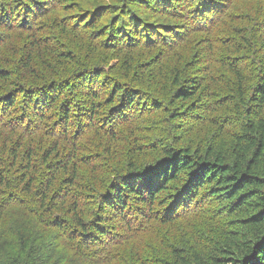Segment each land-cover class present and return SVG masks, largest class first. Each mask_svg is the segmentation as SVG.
<instances>
[{
	"label": "rangeland",
	"instance_id": "rangeland-1",
	"mask_svg": "<svg viewBox=\"0 0 264 264\" xmlns=\"http://www.w3.org/2000/svg\"><path fill=\"white\" fill-rule=\"evenodd\" d=\"M3 1L10 2L14 8L17 30L12 36L18 34L7 41V44L4 35H0V101L4 99L10 103L1 104V111L6 116L7 125L11 126H14L17 120L23 121V114L34 125L38 124V129L42 128L41 121L44 119V128L62 115L59 111L66 103L71 102V107H75L72 102L74 100L67 99L72 93L67 91L64 81L59 78L61 75L67 78L72 87L78 84L70 76L75 70L74 62L83 58L77 57V53L73 52L75 61L65 60L66 57L64 58L63 55L68 53L69 48L59 42L61 39L68 43L69 39L65 32L71 31L72 26H77L87 19L84 30L89 34L92 31L87 26L88 20L94 19L95 28L104 30L115 14L120 9L124 10L125 5L131 8V13L139 10L143 17L161 24L163 31H167V25L178 22L175 18H171L172 7L163 11L161 5L150 1L147 4L141 0L137 5H133L134 1L130 3L127 0L126 4L125 0H60L59 18L70 21L71 24L61 30L59 39H54L56 33H53L51 35L53 38L47 41L43 39L45 36L43 33L46 31L43 27L51 23L53 17L57 15L56 11L48 15L47 6L44 4L46 0L32 1L36 3L29 9L23 6L27 3L26 0ZM58 2L59 0L56 5ZM174 2L181 4L180 0H173L172 3L167 0L171 5ZM184 2H187L188 8L191 9L189 11L191 16L195 9L193 10L194 7L190 4L191 2L195 4L196 0H184ZM204 3L202 10L204 12L209 7L211 10H208L207 14H210V17L217 15L221 6L226 8V15L219 25L218 34L222 45L217 43L220 47L213 56H210L211 61L206 72H202L196 64L197 54L194 49L200 47L199 42L202 41L200 36L194 35L190 37L188 44L178 45L175 41L174 48L165 51L168 56L164 59L157 54L158 49L144 51L140 48L132 52L130 56H134V59L131 58V63L127 64L120 58L124 54L110 51L111 59L107 58L101 62L104 63L102 64L104 67L98 65L94 73L87 77L93 84L92 90L96 98H91L89 94L85 97L73 87L72 90L77 92L78 98L84 99L89 110L91 103L93 107L98 105L100 100L110 102L106 107L99 105L103 113L98 114L100 112L98 110L93 122L97 120L98 124H105L106 131L107 129L111 131L116 123H119V128L125 127L121 129L125 139L121 140L117 147L106 148L105 151L102 149L93 162H89L86 157H79L81 162L78 163L77 168L80 173L76 176V181L83 187H89L87 200L82 204L84 211L82 222L89 230L95 223L100 226V219L103 220L107 214L116 212V206H109L107 202L126 180L131 181L140 171L144 173L163 168L171 161L170 151L190 150L193 157L205 154L211 148L223 147L226 161L231 162L236 137L245 131L250 122L253 124L260 120L264 122V101L261 100L260 93L264 81L261 75L264 71V0H204ZM180 4L176 6L177 10ZM102 16H104L102 19L96 20ZM30 17L38 23L35 26L30 25V30H25L28 28L26 24ZM128 19L127 17V22L130 21ZM110 28L109 32H111ZM234 28H237V32H230L231 29L234 31ZM34 31L38 33L36 42L45 43L46 40L48 46L33 45L28 56L24 54L28 46L25 48L20 44L19 48L17 44L21 42V36L29 37ZM167 36L163 39L165 44H169L175 34L170 30ZM232 65L236 66L237 73L232 70ZM57 69L61 70V74L55 73ZM199 69L201 71H197ZM191 82L198 84L193 86L194 95L186 100L179 99L178 91L186 89ZM42 87H49L50 91L43 93V96L32 93ZM58 87H61L64 95L55 100ZM120 89L121 92H118ZM21 90L31 92L22 94ZM50 96H53V99ZM123 96L130 97L134 102L131 107L140 109L139 112L143 113H137L131 119H128L124 113H118L108 125L107 119L110 115L108 108L112 109L118 105ZM101 116L104 117L101 119ZM71 121L73 125L67 124V129L70 138L74 136L73 142L76 141V144L81 145L86 138L93 136L94 133H90L82 138L79 133L81 130L74 126L75 122H78L77 117ZM17 128L26 129L27 121L24 120ZM6 130L9 133V129H5V133ZM63 130H65L64 124H55L51 132L55 136H61ZM131 131L135 134L130 135ZM97 133L101 136L94 139L97 142L100 139L107 141L110 138L106 134ZM85 150L83 148L79 155H84ZM258 172L264 176V160L260 162ZM187 177L188 173L184 171L175 180L168 182L165 189L156 195L157 199L153 204L150 203L146 192L142 196L124 193L122 196L124 201L136 200L140 197L145 199V202H134L132 206L130 204L136 209L133 215L127 217L125 210L124 212L119 210L121 214L113 218L119 222L125 215V223L131 221L139 226L136 228L137 235L133 238L130 236L126 239L121 238L120 245L119 243L116 245L118 240L111 239L109 232L104 233L103 238L113 242L109 247L111 255L105 259L103 255L106 253L94 255L97 261L92 259L85 264H181L178 257L188 261L194 256L202 259L205 264H216L214 259L225 257L216 253L225 238L235 234L233 240L242 242L254 237L255 229L243 224L248 213L252 212V208L248 211L246 208L232 211L230 200L221 198L218 201L216 200L218 197H211L210 187H215V182L204 184L196 192L192 191L185 196L184 200L188 199L182 203L184 205L176 206L174 197L184 195L186 192L185 185L188 184L189 178ZM137 184L140 182L138 181ZM78 192L76 190L74 193ZM32 201L35 206L38 205L35 197ZM171 204L178 209H183L186 204L188 208L185 209L188 210L184 213L180 210L175 215L171 214L174 217L171 221H160L157 216L148 221L151 210L154 212L155 208L165 209L169 206L165 209L168 210ZM46 207L47 204L41 208L45 221L35 222L40 229L34 226V230H40L41 234V264H83V257L76 254L83 246L74 237L77 235L76 230L81 229L74 226L77 217H73L71 207L67 205L64 210L66 216L58 212L57 207L50 211L45 209ZM8 210L0 223V264H14L15 254L20 250L18 242H15L13 225L15 217L18 220L21 218L18 216L19 213L11 214ZM166 212L170 213V211ZM155 215L156 212L153 216ZM65 220L68 224L62 228L55 223ZM27 229L33 230L31 225ZM124 241L127 242L123 243ZM83 249L85 253L90 252L89 248ZM8 252H11L9 256H7Z\"/></svg>",
	"mask_w": 264,
	"mask_h": 264
},
{
	"label": "trees",
	"instance_id": "trees-1",
	"mask_svg": "<svg viewBox=\"0 0 264 264\" xmlns=\"http://www.w3.org/2000/svg\"><path fill=\"white\" fill-rule=\"evenodd\" d=\"M27 3L23 4L27 9L34 6L36 3H32L35 0H26ZM132 4L137 5L141 0H127ZM124 1L125 4L127 2ZM143 3L150 1L151 3H157L161 5L164 10L170 8L171 18H175L178 22H172L166 26L167 31L162 30V25L154 23V21L147 17H143L141 12L135 10L131 13V8L125 5L124 10H121L115 14L114 18L110 21L108 26L104 30H97L95 28L94 19L88 20V27L92 32L87 34L84 30L85 21H81L77 26H72L71 31H67L66 36L69 39L68 43L59 39L61 30H64L70 21H64L60 16V0L56 5L57 0H46L44 4L47 6V13L50 15L55 12L57 17H53L51 23H47L43 29L45 36L43 39L50 41L53 33L54 39H59L62 46H67L69 51L65 56V60L75 61L73 52L77 53V57H82V60L74 62L75 70H73L70 78H74L78 82L73 87L81 95L87 97L89 94L91 98H96L92 87L93 84L88 81L87 77L94 73L95 67L98 65L103 66L102 61L111 59L112 53L124 54L120 57L122 62L126 61L127 64L131 63V58L134 59L132 52L138 49H144V51H151L158 49L161 59H164L167 55L165 51L174 48L175 41L178 45L188 44L191 36H200V47H195L194 52L197 54L196 64L202 70L206 72V68L209 66L211 57L216 53L220 47L219 25L224 20L226 15V8L221 6L218 10L217 15L210 17L207 14L209 7L203 12L204 0H196L194 4L191 2V7H194L195 11L190 15V8L187 6V2L180 0V3L174 2L172 5L167 3V0H142ZM170 3L173 0H168ZM178 1V0H176ZM178 6V10L176 6ZM56 5V6H55ZM22 6V9H23ZM123 8V6L121 7ZM21 9V10H22ZM97 9V8H96ZM94 8V10H96ZM91 11V10H88ZM137 11V12H136ZM163 12L162 10H160ZM221 11V12H220ZM14 8L10 2H4L0 0V35H4L5 43L10 39H13L18 34L12 36V33L16 31L14 21ZM203 12V16L201 13ZM104 16L96 19L97 21L102 19ZM127 17L129 18L127 22ZM209 17V18H208ZM136 20V21H135ZM134 21V22H133ZM127 22V23H126ZM38 23L37 20L30 17L27 29L30 30V25L35 26ZM161 25V26H160ZM113 26V27H112ZM117 26V28H116ZM112 27V29L110 28ZM109 28L111 32H109ZM44 30L42 32H44ZM172 30L175 37L169 44H165L163 39H166L169 31ZM230 30V32H237V28ZM11 31V32H10ZM259 30H256L258 32ZM38 33L29 34L26 38L21 36V42L17 44L20 48V44L28 46L25 49L24 54L28 56L31 48L33 49L37 45L48 46L46 40L45 43L36 42ZM107 34V35H106ZM134 35L136 37H134ZM214 35V36H213ZM259 36V35H258ZM106 37V38H105ZM214 40V41H211ZM239 40V39H238ZM38 41V40H37ZM99 41V42H98ZM113 44V45H112ZM116 46H115V45ZM76 47V48H75ZM78 47V48H77ZM116 47V48H115ZM115 48V49H114ZM20 50V49H19ZM100 51V53H98ZM109 55V56H108ZM142 56V55H140ZM195 57V56H194ZM100 66V67H101ZM104 67V66H103ZM232 65V70L237 73V68ZM197 71H201V70ZM2 71V70H1ZM61 70L57 69L55 73L61 74ZM204 74V73H203ZM264 79V71L261 73ZM64 81L67 91L72 93V96L67 97L68 101H72L75 107H71L72 103H66L64 107L59 111L62 115L57 117V120L52 124L45 125L43 128V120L41 121L42 128L38 129V124L34 125L26 115L22 114L23 121H27V128H17L23 123L22 120H17L14 126L7 125L6 116L2 113L1 104L9 105L4 99L0 101V223L6 216V211L12 213H19L21 220L16 219L13 225L15 230L16 239L20 250L15 254L14 264H41L42 258L40 254L41 250V234L40 230H34L38 228L35 225L36 221L43 222L45 217L43 216V210L50 211L57 207V211L61 212L63 216L64 210L67 205L71 207L73 217H77V223L74 226H78L81 230H76L77 235L74 237L79 241V244L83 248L90 249V252L85 253V250L81 248L79 251L76 249V254L84 259L83 264L91 262L92 259H96L94 255L104 254V259L111 255L110 240L103 238L104 233L109 232L111 239H117V244L121 242V238L126 239L128 236L133 238L137 235L138 225L134 222L125 223L126 216L133 215L136 213V209L132 206L134 202H145L144 197H140L136 200L124 201L122 196L124 193H134L142 196L145 192L150 199V203L153 204L157 199L156 195L165 189L168 182L175 180L181 173L187 171L188 173V184L184 195L174 197V203L177 205H184L186 200L185 196L189 193L196 192L199 188L203 187L204 184L215 182V187H210L211 197H218L216 200L220 201L221 198L230 200V210H250L247 217L244 219L243 224L248 227L255 229L254 237L248 240L239 242L233 240L235 234H231L230 237L224 239V243L221 248L216 250V253L222 254L224 258L214 259L216 264H264V176L258 172L259 164L264 160V122L259 121L258 123H251L246 126L245 131L236 137V143L233 145V160L231 162L226 161V152L223 147L211 148L206 151L205 154L194 155L191 157L190 150H180L175 152H169L170 163L165 165L163 168L147 171L142 173L138 172L131 181H125L118 190L109 198L107 205L116 206V212L107 214V216L101 220V225L95 223L94 226L87 228L82 222V214L84 213L82 204L87 200L86 196L89 195V187H83L76 181V176L79 175L77 168L78 163L81 162L79 157H86L89 162H93L98 158L100 151H104L110 148L117 147L121 140H124V133L122 135L121 129L125 127H118L119 123H116L111 131L107 129L105 124H98L97 120L93 122V117L103 113L99 105L108 106L110 102L107 100L99 102L98 105L92 107V103L89 105L90 110L84 103V99L78 98L77 92H74L71 83L67 81V78L59 76ZM115 79V78H113ZM79 80V81H78ZM116 82H114L115 84ZM89 85V86H87ZM118 85V84H115ZM198 86L195 82H191L186 89L178 91L179 99H189L194 95L193 86ZM137 87V86H134ZM58 87L56 97L64 95V91ZM192 88V89H191ZM53 89V88H52ZM263 90V92H262ZM261 90V100L264 101V81L263 88ZM50 91V88L42 87L32 93H39L41 96L43 93ZM31 91L21 90L20 93L26 94ZM121 92V89L118 90ZM70 95V94H68ZM43 96V95H42ZM54 96V95H53ZM53 96L51 97L53 99ZM124 98L114 108H108L110 115L108 117V125L112 118L116 117L118 113H124L128 119L136 116L139 112L135 107H131L134 102L128 96ZM223 100L221 98H218ZM112 101V100H111ZM134 115V116H133ZM106 116V114L104 115ZM101 116V119L104 117ZM77 117L78 122H75V128L81 130L80 136L82 138L88 136L90 133H94L92 137L86 138V140L80 144L73 142V137L70 138L67 124L73 125L71 119ZM55 124H64L65 130L62 131L61 136L55 134L52 131V127ZM123 125V124H122ZM9 126V127H8ZM73 127V126H71ZM70 127V128H71ZM103 127V131H102ZM5 129H9V133ZM19 130L21 132H17ZM65 131V132H64ZM103 133L110 138L105 140L95 141L94 139L98 136V133ZM135 132L131 131L130 135H134ZM78 136V134L76 135ZM116 142V143H115ZM254 147V149H253ZM83 151L84 155H79V152ZM253 149V150H252ZM167 151H169L167 149ZM87 152V153H85ZM150 172V173H149ZM149 173V174H148ZM140 184H137V182ZM78 190V193H74ZM194 194H192L193 196ZM29 196H32V200L35 197L38 200V205L35 206ZM72 202V203H71ZM131 204V206H130ZM170 202L168 201V205ZM18 207L20 209H18ZM169 207V206H168ZM166 207L165 209H167ZM127 208V209H126ZM188 205L185 204L183 209H178L170 205L168 210L164 208L154 209L156 215L153 216V210L150 211L148 221L159 217L160 221H171L174 217L171 214L176 212H186ZM124 214L122 221L116 222L113 219L117 217L121 212ZM46 211V210H44ZM165 211V212H164ZM166 211H170L167 213ZM181 213V214H183ZM170 214V215H169ZM164 215L168 216L166 218ZM179 215V214H178ZM176 215V216H178ZM33 217V218H32ZM133 221V220H132ZM72 222V221H71ZM60 228L64 227L68 223L66 222H55ZM33 230H28L29 226ZM65 230V229H64ZM43 231V230H41ZM66 232H64L65 234ZM88 241V242H87ZM91 241V242H90ZM124 241L123 243H126ZM122 243V244H123ZM78 244V246H79ZM113 245V246H116ZM11 252L7 253L9 256ZM92 255V257L90 256ZM113 255V254H112ZM86 256V257H84ZM114 256V255H113ZM181 260V264H205L202 259L194 256L191 260H185L183 257H178Z\"/></svg>",
	"mask_w": 264,
	"mask_h": 264
}]
</instances>
